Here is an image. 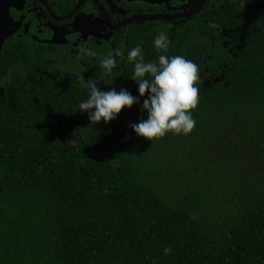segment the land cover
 Segmentation results:
<instances>
[{"label":"trees","instance_id":"obj_1","mask_svg":"<svg viewBox=\"0 0 264 264\" xmlns=\"http://www.w3.org/2000/svg\"><path fill=\"white\" fill-rule=\"evenodd\" d=\"M221 8L208 19L229 28ZM247 52L200 96L191 134L153 141L130 127L147 119L135 81L140 103L96 125L87 95L15 83L0 98V264H264V30Z\"/></svg>","mask_w":264,"mask_h":264},{"label":"flooded vegetation","instance_id":"obj_2","mask_svg":"<svg viewBox=\"0 0 264 264\" xmlns=\"http://www.w3.org/2000/svg\"><path fill=\"white\" fill-rule=\"evenodd\" d=\"M190 1V2H189ZM197 0H19L5 2L11 10L8 25L13 34L0 51V98L11 104L12 87L25 77L53 92L87 95L77 82L92 78L101 91H129L134 65L127 52L139 45L145 61L159 52L154 37L165 31L170 46L189 32V56L200 70V96L217 86H227L232 70L258 34L264 30V0H207L194 13ZM227 6L235 17L232 26L208 19L207 12ZM180 42V41H178ZM169 46V47H170ZM81 47L97 51V57L77 59ZM123 48L118 66L109 75L99 65L100 56ZM169 50V49H168ZM187 57V56H186ZM132 78V79H131Z\"/></svg>","mask_w":264,"mask_h":264},{"label":"clouds","instance_id":"obj_3","mask_svg":"<svg viewBox=\"0 0 264 264\" xmlns=\"http://www.w3.org/2000/svg\"><path fill=\"white\" fill-rule=\"evenodd\" d=\"M170 41L165 31H160L154 37V47L158 52L167 53ZM97 57V51L81 47L77 59ZM123 48L115 49L100 56V68L111 74L118 66L117 58L123 57ZM127 60L134 65L133 79L138 85L139 96L143 100L141 112H147V119H141L138 124L130 127L135 134L148 141L164 138L169 133L174 135H189L195 130L196 121L192 112L199 105L200 70L196 63L182 55L171 57L161 54L155 61H145L143 49L137 45L127 52ZM77 82L87 91V99L79 105L81 113H88L90 125L103 121L109 123L115 120L125 108H131L140 101L130 92L112 88L101 91L94 79L85 81L84 75L77 77ZM194 218V217H193ZM164 254L170 255L172 248L165 247Z\"/></svg>","mask_w":264,"mask_h":264},{"label":"water","instance_id":"obj_4","mask_svg":"<svg viewBox=\"0 0 264 264\" xmlns=\"http://www.w3.org/2000/svg\"><path fill=\"white\" fill-rule=\"evenodd\" d=\"M18 1L19 0H0V51L2 49L5 40L14 32L13 30H11V26L8 25V20L11 15V10L9 9V6L5 2H12L13 4V2H18ZM206 1L207 0H197L196 2H194V5L196 6L194 13L200 11L203 8Z\"/></svg>","mask_w":264,"mask_h":264}]
</instances>
